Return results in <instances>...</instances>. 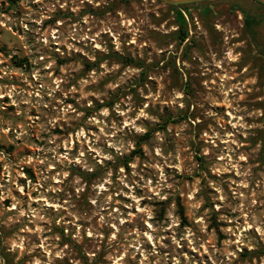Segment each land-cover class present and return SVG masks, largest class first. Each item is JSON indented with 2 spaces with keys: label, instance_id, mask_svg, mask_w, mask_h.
Here are the masks:
<instances>
[{
  "label": "rangeland",
  "instance_id": "1",
  "mask_svg": "<svg viewBox=\"0 0 264 264\" xmlns=\"http://www.w3.org/2000/svg\"><path fill=\"white\" fill-rule=\"evenodd\" d=\"M190 4L0 0V264H264V3Z\"/></svg>",
  "mask_w": 264,
  "mask_h": 264
},
{
  "label": "trees",
  "instance_id": "2",
  "mask_svg": "<svg viewBox=\"0 0 264 264\" xmlns=\"http://www.w3.org/2000/svg\"><path fill=\"white\" fill-rule=\"evenodd\" d=\"M192 4H181V5H171L172 8L175 9V18L179 25V31L177 32V40L179 44H183L189 38V23L187 17L185 15V9H187ZM258 16L250 15L248 12H245V26L248 32H252L254 26H256L259 22L257 20ZM190 40L187 41L186 44L189 43ZM130 62L133 60L130 59ZM149 134H147L148 136ZM2 148L0 144V149Z\"/></svg>",
  "mask_w": 264,
  "mask_h": 264
},
{
  "label": "water",
  "instance_id": "3",
  "mask_svg": "<svg viewBox=\"0 0 264 264\" xmlns=\"http://www.w3.org/2000/svg\"><path fill=\"white\" fill-rule=\"evenodd\" d=\"M163 1L170 4V5H181V4H190V3L202 2V1H206V0H163ZM258 1L264 3V0H258ZM262 18L264 19V17L259 16L257 18V20L260 21Z\"/></svg>",
  "mask_w": 264,
  "mask_h": 264
},
{
  "label": "flooded vegetation",
  "instance_id": "4",
  "mask_svg": "<svg viewBox=\"0 0 264 264\" xmlns=\"http://www.w3.org/2000/svg\"><path fill=\"white\" fill-rule=\"evenodd\" d=\"M259 16L264 17V15H259ZM259 16H258V17H259ZM242 18L245 20V14L242 16ZM260 21H261V22H264V19L262 18ZM258 22H259V21H258Z\"/></svg>",
  "mask_w": 264,
  "mask_h": 264
}]
</instances>
